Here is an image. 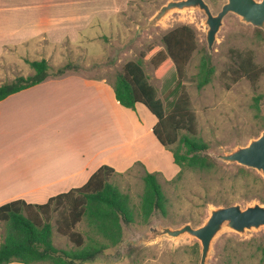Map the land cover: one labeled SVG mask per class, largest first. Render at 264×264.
<instances>
[{
  "label": "rangeland",
  "instance_id": "374dc122",
  "mask_svg": "<svg viewBox=\"0 0 264 264\" xmlns=\"http://www.w3.org/2000/svg\"><path fill=\"white\" fill-rule=\"evenodd\" d=\"M170 1L172 0H74L79 4L101 8L105 12L96 15L94 21H99V16L103 19L111 15L113 26L103 23V32L108 30L109 36L96 43H86L94 58L82 46L77 48L64 45L61 52L64 58L59 61L54 57L48 62L51 76L79 73L87 77L106 78L114 85L128 61L141 59L143 55H147L152 45L163 48V37L170 30L180 25L191 26L197 34L198 50L194 52L187 66L185 80L178 77L174 65L170 66L161 79L156 77L154 67L146 60L144 67L150 82L159 90L167 114L172 111L183 92L188 94L191 108L196 115L198 137L209 145L207 154L218 161V167L208 174L186 170L183 178L176 183L168 182L179 172L176 165L175 175H162L163 188L170 200L169 215L164 218L156 213L148 222L140 216L146 171L141 166L128 171H116L117 174L110 181L130 195L131 203L136 207V221L134 224L124 225L122 244L110 249L95 261L84 264H201L202 245L198 239L186 234L178 238L159 236L148 240L150 227L163 225L176 229L191 224L198 228L209 218L211 209L217 207L214 203L221 200L238 204L242 208L254 204L264 206L261 201L264 198V177L257 170L227 164L214 157L249 145L263 132L264 75L257 83L246 78L234 80L236 53L252 52L255 62L264 66V31L242 22L235 14L226 16L218 33L214 52L210 54L215 67L212 82L205 88L198 89L196 85L189 83L198 76L202 54L209 53L206 42L207 17L199 9L176 10L156 25L150 26L153 17ZM205 1L215 15L227 2ZM117 8L120 11L119 17L113 13ZM90 31L91 34L94 33ZM27 61L34 60H12L10 62L15 64L9 66L4 61L1 82L14 81V77H24L29 72L33 75L34 70ZM67 65H70V69L64 75L58 74V70ZM259 97H262L260 112L256 108V99ZM177 147L178 144L171 146L174 150ZM164 149L173 159L170 149ZM238 167L250 172L248 179L239 178ZM170 176L173 177L168 179ZM255 177L260 179L256 183L253 182ZM56 217L57 214H52L55 245L60 249L73 248L74 244L69 238L57 232ZM76 230L86 234L87 223L78 224ZM4 237L5 225L0 222V244ZM263 248L264 227L246 230L245 233L225 227L212 243L208 264H264Z\"/></svg>",
  "mask_w": 264,
  "mask_h": 264
},
{
  "label": "crops",
  "instance_id": "0c3cea01",
  "mask_svg": "<svg viewBox=\"0 0 264 264\" xmlns=\"http://www.w3.org/2000/svg\"><path fill=\"white\" fill-rule=\"evenodd\" d=\"M101 12L74 0H0V86L4 61H60L64 45L93 57L86 43L109 36L103 23L113 26L111 15L94 21ZM157 122L143 104L123 107L111 81L79 73L10 95L0 102V206L45 204L85 186L103 166L175 175L174 158L154 135Z\"/></svg>",
  "mask_w": 264,
  "mask_h": 264
},
{
  "label": "trees",
  "instance_id": "16d2710c",
  "mask_svg": "<svg viewBox=\"0 0 264 264\" xmlns=\"http://www.w3.org/2000/svg\"><path fill=\"white\" fill-rule=\"evenodd\" d=\"M163 43V48L152 45L147 55L128 61L113 87L116 98L123 107L135 110L137 104H143L157 118L154 135L165 148L170 149L174 163L180 168L177 176L168 181L176 183L183 178L186 170L207 174L214 172L218 161L207 154L209 145L198 137L196 115L188 94L183 92L172 111L167 114L159 90L150 82L144 67L146 60L154 67L156 77L161 79L170 66L174 65L178 77L185 80L187 66L198 50L196 31L189 25H180L164 35ZM235 59L234 81L242 78L252 83L260 81L264 75V66L255 62L252 52L236 53ZM27 63L34 74L3 83L0 86V102L51 76L47 60ZM68 69L70 65L59 69L58 74L64 75ZM214 74L215 67L210 53L205 52L201 56L198 76L189 84L203 89L212 82ZM261 100L262 97L256 99L258 112L261 111ZM175 144L178 147L174 150L171 146ZM116 174L112 167L103 166L85 186L52 197L45 204H30L19 199L0 206V222L5 225V237L0 244V264H84L95 261L122 244L124 225L134 224L136 221V207L131 203L130 195L110 181ZM237 175L246 180L250 172L238 167ZM162 177L161 173L146 171L143 178L140 216L145 222L156 213L168 218L170 200L164 191ZM258 180L260 179L253 178L255 183ZM261 201L264 202V198ZM214 204L217 207L234 205L225 200ZM52 214H57V232L68 237L74 244L73 248L60 249L55 245ZM82 222L87 223L86 234L76 230L77 225ZM193 223L198 225L197 222ZM262 251L264 253V248Z\"/></svg>",
  "mask_w": 264,
  "mask_h": 264
},
{
  "label": "water",
  "instance_id": "95a60500",
  "mask_svg": "<svg viewBox=\"0 0 264 264\" xmlns=\"http://www.w3.org/2000/svg\"><path fill=\"white\" fill-rule=\"evenodd\" d=\"M189 9H199L207 17L205 22L208 27L206 42L210 54L214 52L218 33L224 19L229 14H235L241 18L242 22L264 31V0H227L221 11L216 15L213 14L210 5L205 0H172L158 11L151 20L150 26L159 23L172 11ZM214 157L227 164H237L257 170L264 177V131L260 137L252 140L249 145L238 147L227 154L214 155ZM225 227L239 233L264 227V206L254 204L242 208V206L236 204L215 207L211 209L210 216L205 223L198 228H194L191 224H185L176 229L163 225L152 226L149 229L148 240H153L159 236L178 238L182 235H190L201 242V264H208L212 243L218 233Z\"/></svg>",
  "mask_w": 264,
  "mask_h": 264
}]
</instances>
